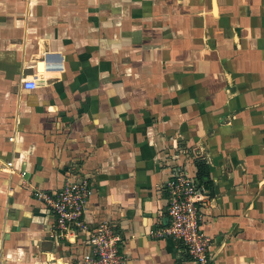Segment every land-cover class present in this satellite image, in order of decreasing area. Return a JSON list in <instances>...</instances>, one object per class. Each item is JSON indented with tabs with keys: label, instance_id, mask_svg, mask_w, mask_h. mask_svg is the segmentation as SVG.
<instances>
[{
	"label": "crops",
	"instance_id": "crops-1",
	"mask_svg": "<svg viewBox=\"0 0 264 264\" xmlns=\"http://www.w3.org/2000/svg\"><path fill=\"white\" fill-rule=\"evenodd\" d=\"M177 167L211 192L212 264H264V0H0V264H81L39 196L72 172L125 264H197L156 231Z\"/></svg>",
	"mask_w": 264,
	"mask_h": 264
},
{
	"label": "built area",
	"instance_id": "built-area-1",
	"mask_svg": "<svg viewBox=\"0 0 264 264\" xmlns=\"http://www.w3.org/2000/svg\"><path fill=\"white\" fill-rule=\"evenodd\" d=\"M23 86L33 89L38 85L37 72L22 78ZM13 161L7 162L5 169L11 170ZM75 169L72 168V171ZM77 172V171H76ZM73 174L67 178L63 186L55 192H39L55 215L53 235L78 236L84 231L88 239V247L82 254L81 264H125V255L119 249L121 236L115 231L110 220H102L90 228L84 220V212L88 198L92 195V181L82 174ZM168 193L169 222L156 230L161 236L178 240L185 252L197 264H212L209 255L211 236L203 228V207L208 203L211 192L195 181L181 167L172 171L165 182Z\"/></svg>",
	"mask_w": 264,
	"mask_h": 264
},
{
	"label": "trees",
	"instance_id": "trees-1",
	"mask_svg": "<svg viewBox=\"0 0 264 264\" xmlns=\"http://www.w3.org/2000/svg\"><path fill=\"white\" fill-rule=\"evenodd\" d=\"M197 167H198L197 177L199 181L208 187L209 186L208 182L210 181L209 165L205 162H198Z\"/></svg>",
	"mask_w": 264,
	"mask_h": 264
},
{
	"label": "water",
	"instance_id": "water-1",
	"mask_svg": "<svg viewBox=\"0 0 264 264\" xmlns=\"http://www.w3.org/2000/svg\"><path fill=\"white\" fill-rule=\"evenodd\" d=\"M46 59H47V56H46ZM46 59H45V60H46Z\"/></svg>",
	"mask_w": 264,
	"mask_h": 264
}]
</instances>
